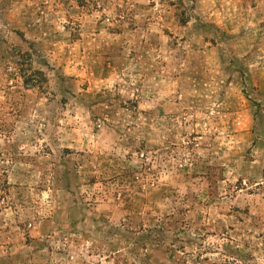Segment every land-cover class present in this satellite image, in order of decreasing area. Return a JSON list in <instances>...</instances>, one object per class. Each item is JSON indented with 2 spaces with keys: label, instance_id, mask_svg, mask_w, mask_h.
<instances>
[{
  "label": "rangeland",
  "instance_id": "374dc122",
  "mask_svg": "<svg viewBox=\"0 0 264 264\" xmlns=\"http://www.w3.org/2000/svg\"><path fill=\"white\" fill-rule=\"evenodd\" d=\"M0 264H264V0H0Z\"/></svg>",
  "mask_w": 264,
  "mask_h": 264
}]
</instances>
